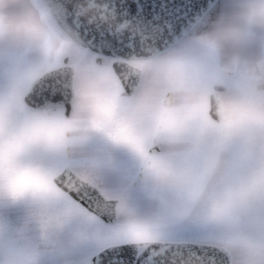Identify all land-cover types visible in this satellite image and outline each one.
<instances>
[{
    "label": "snow or ice",
    "instance_id": "1",
    "mask_svg": "<svg viewBox=\"0 0 264 264\" xmlns=\"http://www.w3.org/2000/svg\"><path fill=\"white\" fill-rule=\"evenodd\" d=\"M57 7L71 13L58 15L91 48L77 62L93 63L106 76L113 67L140 57L158 59L181 47L193 29L217 19L229 5L108 0L121 20L160 30L152 53L136 40L90 26L71 4ZM68 43L50 24L33 30L23 49L0 56V106L5 95L11 100L21 71L43 72L24 94L25 115L0 132V206L25 213L21 222L0 223V264H20L36 230L35 246L49 257L44 264H167L177 252L195 253L208 264H245L218 250L237 239L260 252V259L248 264H264V140L252 149L259 153L258 164L240 147L257 133L264 136V108L257 113L246 98L221 100V119L209 127L200 122L196 105L177 107L171 114L178 128L148 146V159L118 140L115 124L93 120L83 110L82 93L88 107L116 96H106L103 88L89 91L88 84L77 85L66 74ZM133 91L127 89L120 102L132 103L127 97ZM105 145L109 151L101 152ZM115 145L120 151L109 154ZM85 176L92 183L81 190L76 182L83 184ZM49 221L63 231H47Z\"/></svg>",
    "mask_w": 264,
    "mask_h": 264
},
{
    "label": "rangeland",
    "instance_id": "2",
    "mask_svg": "<svg viewBox=\"0 0 264 264\" xmlns=\"http://www.w3.org/2000/svg\"><path fill=\"white\" fill-rule=\"evenodd\" d=\"M225 3L229 7L217 19L207 21L204 31L186 38L181 47L172 49L167 55L158 59L134 63L136 67L144 66L150 72L148 78L143 76L136 93L127 97L129 101H133L132 103L120 102L123 92L111 69L104 76L93 63H78L76 58L82 60L90 53L69 42L64 55L71 58V65L76 68L77 85L88 84L89 91L103 88L106 96H116L113 102L88 107L90 100L82 93L80 103L84 105L83 110L93 120L115 124L118 140L130 145L145 158H148V146L152 144L154 136L160 132L161 128L162 137L173 133L178 128V121L171 114L177 107L189 108L196 105L201 113L200 122L209 127L214 125L208 117V100L216 83L226 88L221 94V100L246 98L251 102L254 111L259 113L260 109L264 108V89L256 91L255 86L262 83L264 74L257 70L256 65L264 61V46L254 43L220 46L218 35L221 29L237 26L234 12L238 6V0H225ZM5 18L24 21L32 25L34 30L46 29L49 26L36 0H24L20 4L0 7V19ZM32 33L33 31L21 34L0 32V56L6 55L9 49H23ZM260 37L264 39V34H260ZM42 74V71H21L13 80L14 94L10 101L5 95V102L0 106V132H3L14 118L25 115L27 109L22 103V97L31 81ZM169 91L174 94V103L171 107H167L166 102V93ZM163 114L165 116H162ZM240 139L237 137V140ZM261 140H264V136L257 133L245 139L240 145L247 157L254 159L256 164L259 163V153L252 149L253 146H258ZM100 151L106 152L109 149L105 145L100 148ZM118 151L120 147L115 145L112 146L109 154ZM52 190L54 193L57 191L54 187ZM24 216L23 209L0 206V223L5 226L21 222ZM25 223H28L27 218ZM48 227L51 233L63 231V226L53 221L48 223ZM36 239L37 236L29 237L32 246H26L25 254L18 257L20 264H37L42 251L37 250ZM220 247L227 249L231 258H239L245 264H248V261L260 259L259 250L252 242L244 239L225 242ZM39 264L43 263L39 262Z\"/></svg>",
    "mask_w": 264,
    "mask_h": 264
},
{
    "label": "water",
    "instance_id": "3",
    "mask_svg": "<svg viewBox=\"0 0 264 264\" xmlns=\"http://www.w3.org/2000/svg\"><path fill=\"white\" fill-rule=\"evenodd\" d=\"M43 2L51 19L60 32H62L74 44L84 49L91 51L90 47L85 45L83 41L76 38L75 34L71 30L70 25L67 24V21L63 20L61 16L58 15V13H62L64 15H71V13H69L66 8L58 9V5L65 3L71 4L75 8L79 19L83 20L90 26H101L110 33L115 34L117 38L136 40L146 52L152 53L158 50L157 45L160 37V30L155 28H147L133 23L132 21L121 20L112 9L107 7L108 0H43ZM149 59L152 58L140 57L135 61ZM112 69L124 92L130 88H134L133 93L137 90L142 79V74L137 71V68L126 63L119 68L113 67ZM66 74L71 76V78L75 81V69L73 67H70ZM38 79L39 77L30 84L29 88L37 83ZM133 80L136 81L135 85L132 83ZM261 89H264V82L255 86L256 91ZM219 91H224V88L215 87L213 89V94L209 99L208 116L214 123H218L221 119L219 112ZM171 98L172 93L168 92L166 95L168 106L172 105ZM22 101L23 104L28 108V105L25 103V96L23 97ZM86 184L91 183L86 181H84L83 184L76 182L77 187L81 190ZM68 186L69 185L67 182H65V187ZM73 191H76V189L73 188ZM89 191H91V188H89ZM218 250L221 252V254L231 259L230 253L227 250L221 247H219ZM167 264H208V262L195 253L188 254L185 252H177L167 258Z\"/></svg>",
    "mask_w": 264,
    "mask_h": 264
},
{
    "label": "clouds",
    "instance_id": "4",
    "mask_svg": "<svg viewBox=\"0 0 264 264\" xmlns=\"http://www.w3.org/2000/svg\"><path fill=\"white\" fill-rule=\"evenodd\" d=\"M24 0H0V7L9 4H20ZM235 27L221 29L218 35V43L221 47L228 45H245L254 43L264 46V0H238V6L234 12ZM33 26L16 19H0V32L4 33H30ZM258 71L264 74V61L256 65ZM137 71L148 78L150 70L144 66H138Z\"/></svg>",
    "mask_w": 264,
    "mask_h": 264
},
{
    "label": "flooded vegetation",
    "instance_id": "5",
    "mask_svg": "<svg viewBox=\"0 0 264 264\" xmlns=\"http://www.w3.org/2000/svg\"><path fill=\"white\" fill-rule=\"evenodd\" d=\"M37 1V4H38V6L40 7V9L43 11V13L45 14V16H46V22H47V24H53V22L51 21V19L49 18V16H48V13H47V10H46V8H45V6H44V4L42 3V1L41 0H36ZM206 24H207V21L206 22H203V23H201V25L198 27V28H196L192 33H191V35L192 34H197V33H200V32H202V31H204V29H205V26H206ZM57 30V29H56ZM58 31V30H57ZM59 32V31H58ZM63 37L65 38V39H67L64 35H63ZM68 40V39H67ZM71 43V42H70ZM78 47V46H77ZM80 48V47H79ZM80 49H82V50H84V51H86V52H88V53H91V51H89V50H86V49H83V48H80ZM70 58V57H69ZM70 63H72L71 62V58H70ZM134 63L135 62H128V64L129 65H132V66H135L134 65ZM72 66V65H71ZM72 67H74V66H72ZM136 67V66H135ZM74 69H75V71H76V68L74 67ZM111 72H112V74H113V70H112V68H111ZM113 76H114V74H113ZM115 77V76H114ZM76 78H77V71H76ZM115 79H116V77H115ZM143 79V78H142ZM116 81L118 82V80L116 79ZM76 82V81H75ZM142 82V81H141ZM119 83V82H118ZM120 85V84H119ZM220 86H222L221 84H218V83H216V84H214L213 85V88H215V87H220ZM123 92V91H122ZM170 92H172V91H170ZM223 92H225V89H224V91ZM223 92H221L220 94H219V97H220V100H221V94L223 93ZM136 93V92H135ZM134 93V94H135ZM124 94V93H123ZM134 94H132L131 96H133ZM167 94V93H166ZM131 96H128V97H131ZM172 105H173V103H174V94H173V92H172ZM209 101V100H208ZM167 107H169V106H167ZM171 107V106H170ZM162 116H165V114H163ZM161 130H162V128H161ZM160 130V132L158 133V134H156L155 136H154V139H153V141H152V143L154 142V141H157V140H159L161 137H162V131ZM148 159H150L149 157H148ZM85 180H87V181H89L90 183H92V177H90V176H85V177H83Z\"/></svg>",
    "mask_w": 264,
    "mask_h": 264
},
{
    "label": "trees",
    "instance_id": "6",
    "mask_svg": "<svg viewBox=\"0 0 264 264\" xmlns=\"http://www.w3.org/2000/svg\"><path fill=\"white\" fill-rule=\"evenodd\" d=\"M49 223H50V221H49ZM26 225L28 224V223H25ZM34 227V226H33ZM47 231H49L50 232V227H48L47 226V229H46ZM39 235H40V233L38 232V230H36V231H33V233H32V235H31V237H33V236H37V238L39 237ZM28 247L29 246H32V241L30 240L29 241V244L27 245ZM37 250H41V249H39V248H37ZM42 251V250H41ZM23 254H25V253H23ZM49 259V257H46V256H44V255H39V258H38V261H37V264H39V262L40 263H43L44 264V260H48ZM29 264V263H28Z\"/></svg>",
    "mask_w": 264,
    "mask_h": 264
}]
</instances>
